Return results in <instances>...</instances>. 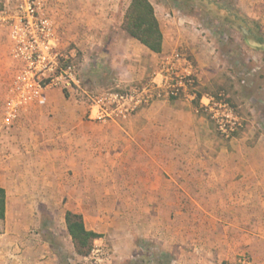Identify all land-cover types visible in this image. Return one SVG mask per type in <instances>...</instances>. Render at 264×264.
<instances>
[{
	"label": "crops",
	"instance_id": "obj_1",
	"mask_svg": "<svg viewBox=\"0 0 264 264\" xmlns=\"http://www.w3.org/2000/svg\"><path fill=\"white\" fill-rule=\"evenodd\" d=\"M61 1L56 3L63 6L64 36L75 39L84 53L92 57L91 75L85 68L80 70L83 80L111 88L142 84L157 72L165 55L183 50L198 70L197 99L159 101L107 126L99 125L90 114L89 123L95 127L84 126L88 111L76 114L57 111L54 118L45 116L67 101L64 92H56L59 101L44 92L9 126L4 124L3 112L0 187L6 191V217L0 220V264H54L56 255L46 232L53 230L51 216L63 219V211L59 200L52 202L57 199L54 194L42 192L36 185L64 182L63 142L71 141L73 134L82 158L84 143L92 149L106 144L107 166L113 168V181L129 183L132 198L140 201L139 208H144L147 214L196 216L202 211L219 214L225 219L223 227L227 231L241 232L234 239L227 237L225 244L236 241L241 247L264 245V133L257 123L239 137L221 142L209 117L197 110L216 92L229 90L232 103L239 107L264 103L261 99L264 95L258 92L257 96L237 101L239 86L224 79L219 46L216 53L214 42L209 44L193 28L167 20L166 6L159 10L154 7L163 33V51L158 54L123 30L125 11L130 4L124 9L121 0H64L63 5ZM177 7L170 6V12L179 11ZM184 17L197 23L194 15ZM253 106L249 107L251 112L255 111ZM258 117L264 120V116ZM52 144L60 146L59 159H52ZM9 151L13 152L12 158L6 156ZM24 152H37L42 157H19ZM96 165L101 164L95 163L93 167ZM201 198L212 203L211 212L206 204L197 202ZM195 220L194 217L189 229H195ZM85 224L87 227L86 221ZM191 245L195 251L199 250L197 247L203 251L198 256L192 254L199 262L232 257L228 253H212L202 238ZM253 259L254 264H264V254L263 257L256 254Z\"/></svg>",
	"mask_w": 264,
	"mask_h": 264
},
{
	"label": "rangeland",
	"instance_id": "obj_2",
	"mask_svg": "<svg viewBox=\"0 0 264 264\" xmlns=\"http://www.w3.org/2000/svg\"><path fill=\"white\" fill-rule=\"evenodd\" d=\"M2 1L11 0H0V10L4 7ZM58 1L48 0L49 14L57 25L58 48L61 53L70 56V62L78 65L79 70L82 71L85 68L84 71L91 75L92 57L84 53L75 39L63 34V6H59L56 3ZM63 1H61L62 5ZM131 1L121 0L124 4L123 8L125 9ZM150 2H153L158 10L161 6H166L169 10L167 12H170V6L177 5L180 10L176 12L183 17L187 14L195 16L198 25L200 24L208 32L207 37L205 38L204 35L203 39L209 44L214 42L212 46L216 53V46H219L224 79L228 83L236 82L239 86L236 94L240 98L237 101L257 96L258 92L264 95V40L251 36L247 30L250 26L258 37L264 38V0H151ZM16 72L11 43L7 32L0 28V127L3 126L1 122L7 92ZM81 80L83 87L88 90L111 89L104 84H94L82 78ZM56 92H64L68 95L67 101L54 110L48 111L45 114L47 118H54L57 111L71 114L88 111L87 115L85 113L84 126L95 127V124L89 123L91 104L82 90L77 89L70 93L61 88H54L48 89L44 94L52 95L53 99L59 101V98L55 96ZM213 94L215 97L222 96V100L228 102L236 119L233 131L224 133L217 120L213 118L214 113L202 110L213 124L219 141L229 142L248 132L253 126H257V123L264 133V120L258 117L264 116V103L256 104L255 102L239 107L232 103L234 99L230 96L229 90ZM261 99L264 101V96ZM251 105H254V112L249 110ZM254 120L256 124L253 125ZM108 124L100 123L99 125L107 126ZM70 140L71 143L63 142V164H66V167L63 166V174H66V177H63L64 182L52 184L41 182L36 185L40 191L54 194L57 199L52 202L59 200V207L63 211V219H60L58 215L51 216L53 230L48 229L49 231L46 232L51 240L52 251L56 255L53 259L54 264H240L239 260L243 257L247 259L248 264H254V255L263 257L264 245L262 244L244 247L236 241H233L232 245L225 244L227 237L234 239L241 235V232L227 231L223 227L225 219L219 214H206L203 213L204 211L196 216L147 214L144 208H139L140 201L132 198L128 191L129 183H124L123 180L113 181L115 178L113 168L107 166L109 154L106 144H100L98 148L92 149L91 145L84 143L82 158L80 155L82 151L76 148L74 134ZM67 147L72 148L69 150L66 149ZM51 150L52 159H59L60 146L52 144ZM12 153V151L6 152V156L10 155L9 157L12 158ZM24 153L26 154L20 153L19 157H42L37 152L36 154ZM95 163L101 165L93 167ZM121 177L122 174H120ZM198 201L202 205L206 204L209 212L213 210L209 207L212 203L208 198H201ZM67 211L81 212L88 229L103 234L101 239L94 242L92 253L88 257H81L76 253L66 229L64 213ZM194 217L195 229H189ZM35 232L38 233V231ZM198 238L206 240L212 253H223V255L228 253L232 257L228 259L217 257L203 262L195 260L193 253L195 256L203 253L200 247H197L199 250L195 251L191 245L192 241Z\"/></svg>",
	"mask_w": 264,
	"mask_h": 264
},
{
	"label": "built area",
	"instance_id": "obj_3",
	"mask_svg": "<svg viewBox=\"0 0 264 264\" xmlns=\"http://www.w3.org/2000/svg\"><path fill=\"white\" fill-rule=\"evenodd\" d=\"M164 17L180 26H189L205 38L201 25L177 12ZM0 28L7 32L17 72L4 104V124L17 122L21 114L33 106L48 89L61 88L68 92L82 90L88 97L93 120L113 123L126 120L140 110L159 101L197 99L198 70L192 58L183 50L167 54L159 69L145 83L123 88L83 87L78 65L70 62L58 48V30L49 14L48 0H11L0 10ZM222 96L208 97V103L198 105V111L214 113L220 129L233 131L236 119ZM240 264H248L245 257Z\"/></svg>",
	"mask_w": 264,
	"mask_h": 264
},
{
	"label": "trees",
	"instance_id": "obj_4",
	"mask_svg": "<svg viewBox=\"0 0 264 264\" xmlns=\"http://www.w3.org/2000/svg\"><path fill=\"white\" fill-rule=\"evenodd\" d=\"M122 28L152 52L159 54L163 51V33L155 8L149 0L131 1ZM247 30L251 36L264 40L250 26ZM5 217L6 191L0 187V220ZM65 222L76 253L81 257H88L92 253L94 242L101 239L103 234L87 229L83 215L72 211L66 212Z\"/></svg>",
	"mask_w": 264,
	"mask_h": 264
},
{
	"label": "water",
	"instance_id": "obj_5",
	"mask_svg": "<svg viewBox=\"0 0 264 264\" xmlns=\"http://www.w3.org/2000/svg\"><path fill=\"white\" fill-rule=\"evenodd\" d=\"M244 32L247 33L246 30H244Z\"/></svg>",
	"mask_w": 264,
	"mask_h": 264
}]
</instances>
